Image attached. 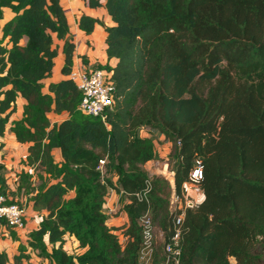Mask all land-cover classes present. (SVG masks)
<instances>
[{
	"label": "trees",
	"instance_id": "16d2710c",
	"mask_svg": "<svg viewBox=\"0 0 264 264\" xmlns=\"http://www.w3.org/2000/svg\"><path fill=\"white\" fill-rule=\"evenodd\" d=\"M104 6L113 21L102 23L105 51L116 62L97 65L111 71L115 84L102 118L80 110L82 94L67 77L43 91L54 36L64 40L62 73L72 68L74 43L59 0H0V20L4 8L14 13L0 25V135L10 122L16 142L28 144L27 164L41 168L36 188L31 173L19 174L17 190H36L29 199L43 214L12 264L28 261L29 250L39 264H137L146 213L154 227L151 264H170L165 245L181 213V264H264V0H105ZM96 23L79 18L85 33ZM18 97L25 101L22 116L10 121ZM51 111L67 117L52 123ZM143 128L170 143L172 180L144 168L157 153ZM198 163L203 198L185 206L183 184ZM110 190L127 215L124 243L107 225ZM0 192L8 196L1 173ZM65 235L83 251L68 252ZM8 262L0 252V264Z\"/></svg>",
	"mask_w": 264,
	"mask_h": 264
},
{
	"label": "crops",
	"instance_id": "0c3cea01",
	"mask_svg": "<svg viewBox=\"0 0 264 264\" xmlns=\"http://www.w3.org/2000/svg\"><path fill=\"white\" fill-rule=\"evenodd\" d=\"M104 2L105 0H100V6L90 7L86 0H59L60 5L64 9L69 26L67 37L74 43V51L72 57L73 68H80L84 64L89 66L104 65L106 63L109 65H113L116 62L115 58L108 59L105 51L106 31L102 23L104 25L111 26L113 25V21L106 12ZM82 14L95 17L99 19L101 23H96L90 33H85L82 29L79 28V18ZM13 15L14 13L9 8H4L3 18L0 20V25L2 26ZM63 42V39H58L55 36L53 37L52 47L56 49V56L54 57V65L51 76L43 80L44 92H48L49 83L57 82L67 77L61 71L64 63ZM24 103V99H22L21 97L17 98L15 110L10 115V121L19 119L22 116ZM48 116L52 123H59L67 117V113H56L51 111L49 112ZM140 134L142 136L150 137L149 134L144 133L142 130H140ZM160 136L162 137V139H164V136L162 134H160ZM27 147V143L19 144L16 142L14 133L10 130L9 122L5 127L4 134L0 135V165L2 166L0 173L4 175L6 180L8 199H13V201L24 206L26 215L24 229H0V252L3 251L7 254L9 258L8 264H12L13 256L18 253V245L20 243L27 244L29 233L38 227L43 214V212H38L32 208V202L29 199L30 195L32 193L34 194L36 190L29 194L17 190L19 185L18 178L21 172H29L32 174V186L34 188H36L37 184L39 183L38 176L36 177L34 175L37 166H30L26 162V156L28 154ZM52 155L56 162L62 160L59 148H54L52 150ZM109 194H111L112 200H117L118 195L114 190H110L108 195ZM111 199L109 197V200L107 202L108 207H112V204L109 205ZM115 204L117 203L115 202ZM106 212L108 214L107 209ZM115 212L116 211L114 210L113 213ZM119 215L121 217L119 219V222L121 226H123L122 229H124L127 224V215L121 209L117 216ZM114 216L116 215H108L107 225L113 229L114 233H117V230L114 226H117L119 222L117 221L118 218H114ZM64 239L65 241L70 240V242L76 246V243L73 242L68 235H65ZM78 251L79 253H81L83 249L79 248ZM28 254L29 259L28 261H24V264H36L33 262V260L40 259L32 250H29Z\"/></svg>",
	"mask_w": 264,
	"mask_h": 264
},
{
	"label": "built area",
	"instance_id": "2783aa9c",
	"mask_svg": "<svg viewBox=\"0 0 264 264\" xmlns=\"http://www.w3.org/2000/svg\"><path fill=\"white\" fill-rule=\"evenodd\" d=\"M111 71L99 66L82 65L80 68H71L67 78L73 81L82 97L79 108L83 113L101 116L107 107H111L114 102L115 84L112 79ZM104 161L100 160V167ZM202 177V166L198 165L190 173L189 181L183 184V197L186 195L185 206L198 204L203 193L198 185ZM148 189V188H147ZM146 189V190H147ZM192 192V195H190ZM194 195V196H193ZM188 196V197H187ZM8 197L0 192V229L21 230L25 227L26 211L24 206L17 202H8ZM109 200L108 194L105 197L104 207L109 211H114L112 207L107 206ZM176 196H172V205L177 201ZM183 222V213L179 214L175 221V232L170 241L165 245V251L168 253L170 264H181V249L179 247L180 226ZM143 242L138 251L137 264H151L153 257V236L154 227L148 214L141 218ZM65 249L66 246L64 245ZM79 247H77V250ZM67 250V249H66Z\"/></svg>",
	"mask_w": 264,
	"mask_h": 264
},
{
	"label": "rangeland",
	"instance_id": "374dc122",
	"mask_svg": "<svg viewBox=\"0 0 264 264\" xmlns=\"http://www.w3.org/2000/svg\"><path fill=\"white\" fill-rule=\"evenodd\" d=\"M144 133H147L150 135V137L153 139L154 145H155V149H156V153H157V157L154 160L148 161L145 163L144 168L149 172V173H154V174H160L163 175L164 177H166L169 180H172L173 177V172L171 170V165L168 162V159L166 157V155L168 154V152L170 151V143L168 141H166L165 139H162V137L160 136V134L157 131H153V130H149V129H141ZM41 168L40 167H36V171L34 172V175L37 177V175L40 173ZM192 195V192L191 194ZM111 199V194L108 195ZM186 195H184V201H186ZM194 196V195H193ZM188 197V196H187ZM115 202L117 204H115ZM112 204V208L116 211L115 213H113V211H109L108 210V215H116L114 216V218H118V222L119 219L121 218L120 215L117 216L119 214L120 211V207L121 204L117 200H110L109 205ZM181 203L177 200L174 201L173 206L174 207H180ZM106 210V209H105ZM116 220V219H115ZM117 230V235L119 238V241L121 243L125 242V236H124V232L122 229L123 226H121L120 222L117 226H114ZM64 245L66 246V249L68 252L73 253V254H78L79 251L77 250V247L75 245H73V243L70 242V240H66ZM34 263L39 264L41 262H43L42 259L39 260H33ZM47 263V261H45ZM28 264V263H27Z\"/></svg>",
	"mask_w": 264,
	"mask_h": 264
},
{
	"label": "water",
	"instance_id": "95a60500",
	"mask_svg": "<svg viewBox=\"0 0 264 264\" xmlns=\"http://www.w3.org/2000/svg\"><path fill=\"white\" fill-rule=\"evenodd\" d=\"M107 127H109V125H107Z\"/></svg>",
	"mask_w": 264,
	"mask_h": 264
}]
</instances>
